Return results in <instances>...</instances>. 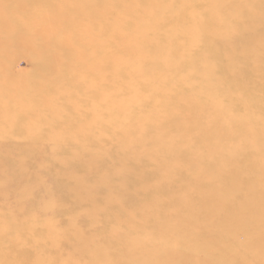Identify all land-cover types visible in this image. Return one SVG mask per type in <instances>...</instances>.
Returning <instances> with one entry per match:
<instances>
[{
  "label": "bare ground",
  "instance_id": "1",
  "mask_svg": "<svg viewBox=\"0 0 264 264\" xmlns=\"http://www.w3.org/2000/svg\"><path fill=\"white\" fill-rule=\"evenodd\" d=\"M68 1V3H71L70 6H78L79 4L73 3L71 2V0ZM75 1H79L80 3H82L81 7H76L77 9H79V11H82V8L85 9V7L95 6L100 15L106 13L111 14L114 10H116L118 4H125L127 2H130V9L124 11L125 13H122L119 17H117V19L114 18L115 20L108 25V28H105L108 29L107 31H109V33H112V31H114L113 36H107L106 31L104 30V35L101 37V41L98 42L99 44H103V41L105 43L107 40H109L114 42V44L117 46L122 45L125 47V45H130L129 53L132 55L137 54L139 57H141L142 62H137L135 65H129L128 67L122 66V73L124 77L128 76V80L125 83V90L117 89L110 92L109 89H106L108 91L104 89L105 84H115L120 80V76H118L120 75V72H118V75H115V73L114 75H112V77H109V75H103V73L101 72L102 76L100 77L97 75L96 83H90L85 87L84 95L86 94V96H88L91 93H95V91H97L100 95L97 107L98 115L96 114L97 118L100 117V119H98L100 123H96V133L94 134V136H96L97 138L93 139V146L95 147H83L77 152L69 153L64 157L57 158L54 157L53 153L55 151V148L52 147L49 148V153L46 152L47 155H42L41 157V154L38 155L41 162H44L45 158L50 159L54 163L56 172L59 175L54 185L55 188L45 189V194L48 195V202L45 203L46 207L49 206V209H55V207L59 204L60 206H62V208L65 209L66 206L62 201L63 198H67V200L69 201H76L79 204L78 207L83 210V213L86 216L85 219L87 220L88 228L91 230L96 228H103L106 231V234H103L101 232L98 235H94V233L91 231H87L86 234L81 233L80 231L75 232L73 240L71 236L67 237L69 238V240H72V242H69V246L66 242L69 240L66 239V245L61 238V240L63 241L61 243L65 244L64 249H67V247L69 248L67 249V251L63 250V254L65 256L62 258L63 260L61 261V264H65V261L69 257H75V255H77L76 258L79 256L81 257V262H78L77 259L73 258L74 261L72 260L71 264H73L75 260L77 262H75L74 264H230L229 258H225L224 260L219 259V256L223 254L222 252H226L227 248L229 249V243L223 241L221 237L215 235L216 232L212 231L213 226L218 228V230H220L219 232L226 230L229 233V236L231 237L233 243H237L236 246L239 244L237 240L238 231H242L244 233L249 231L253 245L256 246L259 250L257 257L260 261L259 264H264V183L255 179L249 180L245 178L244 180V177L242 178V176L239 175L240 171L238 170H236V174L238 176L236 175L235 178H229L228 180L224 178V176L230 174V166L228 163L229 160L225 156H232L238 152L245 151L246 149L253 151L260 150L261 152H264V120L260 121L261 123L254 124V128L246 127L245 132L244 130L240 133L234 132L233 140H231L232 143L230 145L222 146V138L224 137L225 129L227 128L224 120L226 117H228V115L221 108V99L219 101H217V99H214L210 104L205 103L203 106H201V110L199 108L192 107L194 99L191 95H188L187 100H184H186L188 104V112L192 111L194 113V116L184 115L175 132H172L167 128L160 126L158 124L159 119L158 121L148 122L147 120H145V117L143 118L144 114H142L141 116H133L132 114L134 107L138 106V103L142 102L145 98V96L143 97L140 93H138L135 85V80L140 79L151 84L153 83L156 88L157 86L163 84L164 79H166V75H168L171 69L175 67L176 60H174L171 56V52L173 49L172 46L174 42L178 39L181 33L184 34L183 31L192 29V26L198 25L202 21V19L194 17V25L183 28L179 27L180 21L171 15L176 11H179V8H183L187 5H193L195 2H197V0H178L180 2H178L179 4H177L178 7H175L173 5L175 0H148V4L146 3L144 5L142 3V8L139 9L140 11L137 13L133 10L135 5L138 4V2L140 3L141 0ZM201 5H203V3ZM0 6H3L4 8L7 7L5 4H2ZM24 6L25 3L14 5V13L17 16H9L6 12H4V10L2 13H0V61L4 58L7 59L9 53H12L16 48L22 46L35 48L34 54L36 55V57H33L32 60L33 70L34 73L41 75L43 74L46 64L45 59H43L41 56L45 55L48 49L46 45V43H48L47 40L54 39L52 37V39L46 40L44 34L47 31L53 33L52 31H62L61 29H63L61 33H64L65 36L66 30L64 31V29L67 28V25H58L59 23L56 22L53 26L50 27H40V24L42 25L43 23H41V21H39L40 24L37 22H33L34 20L32 18L34 16H29L27 19H25L26 17L18 16V13H22L20 10L23 9ZM59 11L57 10V15L54 16V20H60L59 14H64L66 12L65 10L64 13L61 10ZM97 11L95 9L96 16ZM165 13L168 15H166ZM129 14L135 15V23L132 21L134 24L130 27H126L127 25H125L126 21H124V19ZM165 15L168 17L166 18ZM41 19L46 22L43 17H41ZM223 19H220L218 17L217 19H215L216 23L220 26L218 25L212 31L213 35H215L217 38H220L221 41L223 40V43H229L231 42L230 40H233V38L224 40V38H227V35L229 36L230 34H232L233 37L236 36L237 38L243 37V32L246 31H244L245 29L244 23H242V19L239 20L238 31L235 32V34L229 33V31L232 32L235 27L233 28L232 26H228L227 23L222 24L221 27V21H223ZM98 21H100V19ZM105 22L107 23V21H104V24ZM82 23L83 22H81V24ZM74 24H76V22ZM166 24H169L171 28L163 31ZM262 25L263 21H259L257 19L253 20L250 25L248 24V28H250L252 31L253 28H259ZM94 26L97 27V24ZM79 27L81 28L80 25ZM120 28H123V31L119 30ZM26 32L30 34H27ZM92 34L96 35L97 33H91V36ZM252 38L253 36L251 37V39ZM66 40L68 41L70 39L66 38ZM193 41L194 38L191 42ZM67 43L68 42H66V44ZM122 49L125 50V48L123 47ZM184 50L183 52H185ZM179 51L182 50L179 49ZM237 51L238 52L236 53L240 55H252L248 47H240ZM43 52L44 54H42ZM71 55L69 54L71 60H67V58H65L61 59L62 61L59 63H62V67L64 71H66L65 75H70L71 73L76 72L78 74L80 73V71L81 73H85L83 75H86V72L88 71L92 74H98V68L100 69V71L103 70L104 62H102V58L104 56L102 57L100 53L98 55H93V57L87 54H81L80 58H74V60L73 56ZM232 56H234V54ZM257 57L262 56L261 54H257ZM180 58H182V56H180ZM233 67V63H229L228 68ZM193 68L194 63L191 70H193ZM91 73L87 75H90ZM245 73L246 72H244V74ZM213 75L215 74H211L209 76ZM167 79L169 80L170 78ZM78 84L79 83H76V86ZM202 84H204L207 88L205 90V95H208L209 98H212V83L206 79H202L198 85ZM246 88H248V86ZM153 89L155 90V87ZM126 91L129 92V95L124 97L121 96V93L124 92L125 94ZM243 91L246 92V90ZM257 93H259V91ZM233 99H235V97ZM168 103V101L163 102V106L159 109L164 111ZM154 107L157 108L156 105H154ZM214 107H216L215 110L217 111H214L213 113H211V115H209V109ZM139 109H141V106L139 107ZM176 112H178V110L175 111V113ZM157 116L160 117V115ZM209 117L210 120H212L215 124L217 123L218 125L222 127L225 126L226 128H223L222 130L217 129L218 131L209 129L205 126L206 121ZM228 119L230 121L238 120L237 118L235 119L234 116H229ZM185 122H187V124H185ZM197 123H199V125ZM137 127H145L147 130L144 134L140 135L139 132L136 131ZM82 129L86 131L87 128L84 126L82 127ZM200 129L204 131V137H201L198 133ZM115 132L119 133V143L115 141V137L112 134ZM108 134H111L112 136H108ZM4 135L6 136V134ZM198 137H200V140L197 139ZM242 137H245V140L251 141V144L248 147H241L239 140ZM192 138H194V141L197 142L193 143ZM5 141H7L6 144L14 147H4L0 142V157L5 158L4 155L10 156V152L17 150L22 153V156H20L19 152L15 153L16 157L14 158L18 162V168H10L11 164H15L12 163V161L11 164H9V161L6 162L4 160V162H2L0 160V182H2L1 185H3L4 189H6L5 185L7 186L8 183L11 182H13L14 185V181H17L18 185L14 193L22 195L23 198H28L30 195H32L33 188L37 185L39 186V184L42 183V180H40L41 177H38V175L35 177L33 185L26 186L25 183V180H27L26 177H31L30 167L28 165L29 159L34 158V154L38 152V149H35L33 146H31L34 145V143L31 141V145H29V143L26 144V141L17 142L18 145H12L11 143H13V141L11 140L5 139ZM110 142L111 145L114 144L115 147H117V150L115 151H117L118 154L112 155L111 153H109L107 146H109ZM149 143L151 144L149 145ZM201 143H206V145L204 146ZM207 143L209 144L207 145ZM90 144H92V142ZM254 146L257 147L255 148ZM202 149L204 150L201 151ZM121 151L123 153L122 155H120ZM23 159H26V161H23ZM25 162L27 163V165ZM35 164L36 166L40 167L39 163L36 162ZM7 166L9 167V169L7 168ZM119 166L123 167L124 170L121 171L118 168ZM78 173H85L86 177H81L77 175ZM88 180L90 181V184L93 185L92 187H86L85 184L86 182H88ZM6 182L8 183L6 184ZM13 185L11 184V186ZM151 186L153 188H151ZM67 189L69 190V192L67 191L65 193L64 191ZM230 189H236V194L230 195ZM151 190L153 192H151ZM154 190H156V192H154ZM184 190L187 193H190V190L193 191L190 194H186L183 193ZM214 191H220L221 193H223V195L219 198L213 197L211 193ZM245 191H247L248 193H261V198H257V204L263 205V209L262 211H258L257 215H254V217L251 218L252 225H250V230L252 229V231L242 226L241 223L238 222L239 220H241V214L244 215L248 211V208H250V202L247 201L248 203H245V201H235L237 205L240 204V207L238 206L237 209L241 208L243 213H231V211L229 210H223V206L228 203L229 199H231L232 197H242L243 195L247 194L245 193ZM184 197L194 199L195 203H192L193 205L182 204L171 205L168 207H163L158 203V201L162 198L167 199ZM30 200L34 201L33 198ZM118 200L123 201L122 206L113 208V203ZM38 201H41L42 205V200ZM20 202L21 201H19V203ZM25 202L26 201H24V203ZM34 205H36V203ZM23 209L20 210L19 214L21 213V211H23ZM24 210H26V208ZM37 210L39 211L40 209ZM178 210L181 211V218L178 223H172L171 225H169L167 221H160L165 214H170L173 212L177 213ZM54 211L56 212V210ZM48 215L50 214L48 213ZM50 217L51 216H49V218ZM213 218L214 220L213 222H211L210 219ZM231 218H233V221L240 223V226L239 224L237 225V223H234L235 227H232V230L226 227V224L231 220ZM52 220L53 216L49 219V222L46 219L48 223L45 220L44 221L49 226V223ZM204 220H207L209 223L204 225L202 223V221ZM244 220L242 219V224ZM57 223L56 225H58ZM152 226H157L158 231L156 235L154 233L151 236V239L155 242L156 246L150 248L149 246H147V242L148 239H150V234H152ZM69 229H71V227ZM107 230H111L113 233L109 232L107 234ZM1 232L2 231H0V233ZM58 232L62 233L61 231ZM117 232L120 233L121 238L135 237L137 235H143L144 238L133 243H128V245L124 243L121 245L118 244L120 238L118 240L112 237V235L116 234ZM51 236L55 237L54 235ZM40 241L41 239L39 240V242ZM167 241L171 242L172 244L169 245L167 249H165L166 247H162V243ZM177 243H179L180 245H178ZM10 246H12L14 249L19 248L17 243L11 242ZM60 248H62V246ZM136 248H138V250ZM39 251L41 250L39 249ZM210 252H212V257L209 256ZM126 253H128V256H125ZM132 254L135 255V257H133ZM43 257H45V255ZM39 260L40 258H36L35 261L37 262L34 261V264H40ZM60 260L61 259H59L58 261ZM47 262L48 263L45 264H51V262Z\"/></svg>",
  "mask_w": 264,
  "mask_h": 264
},
{
  "label": "rangeland",
  "instance_id": "2",
  "mask_svg": "<svg viewBox=\"0 0 264 264\" xmlns=\"http://www.w3.org/2000/svg\"><path fill=\"white\" fill-rule=\"evenodd\" d=\"M199 1L197 0V2H195L193 5H187L183 8H179V11H176L172 15L170 14L180 21L179 27L183 28L194 25V17L202 19V21L198 25L192 26V29L183 31L184 34L181 33L178 39L174 42L172 46L173 49L171 52V56L174 60H176L175 67L171 69L168 75H166V79H164L163 84H161L162 86L160 85L156 88L153 83L151 84L140 79L135 80V85L138 93H140L143 97L145 96V98L142 102H140L141 104L138 103V106L134 107L132 114L133 116H141L142 114H144L143 118L145 117V120H147L148 122L158 121L159 119L158 124L160 126L167 128L172 132H175L184 115L194 116V113L192 111L188 112L187 110L188 104L186 100L188 95H191L194 99L192 107L199 108L201 110V106H203L205 103L210 104L214 99H217V101L221 99V108L227 113L228 117L234 116L235 119L237 118L238 120L230 121L228 117L225 116L226 118L224 120V123L227 125L226 128L225 126L222 127L217 123L215 124L212 120H210L209 117L206 121L205 126L214 131L226 128L224 137L222 138L223 140L221 142L222 146H226L232 143L231 140H233L234 132L240 133L243 130L245 132L246 127L254 128V124L261 123L260 121L264 120V0ZM68 2V0H0V5L5 4L7 6L5 8L3 6H0V13H2L4 10V12H6L9 16H17L14 13V5L25 3L24 8L20 10L22 13H18L19 17L23 16L26 17L25 19H27L29 16H34L37 21L33 17V22L39 23V21H41V23H43L42 25L39 23L40 27H50L53 26L56 22L59 23L58 25H67V28L64 29V31L66 30L65 36L64 33H61L63 29H61L62 31H52L53 33L47 31L44 34L46 40L52 39V37L54 38L52 39L53 42L52 40H47L48 43H46V45L48 49L45 55L41 56L46 61L43 71L44 75L34 73L32 60L33 57H36V55L34 54L35 48L27 46L16 48L12 53H9L7 59L4 58L0 61L1 145L4 147H14L6 144L7 141H5V139L13 141V143H11L12 145H18L17 142L24 141L27 142L26 144L29 143V145H31V142H33L34 145L31 146H33L35 149H38V152L34 154V158L29 159L28 165L30 167L31 177L27 176V180H25V183L26 186L33 185L35 177L37 175L38 177L40 176L41 179H39L42 180L41 184H39L40 182L37 183L39 184V186L35 184L37 185L34 187L36 189V192L33 188L34 191L32 190V195L28 197L29 199L23 198L22 195L14 193L18 185L17 181H14V185L13 182H6V184L8 183L7 186L5 185L6 189H4V186L1 185L2 182H0V231H2L0 233V264H34L36 258H40V264L48 263L47 261L51 262V264H61V261L63 260L62 258L65 256L63 254V250L67 251V249H69L67 246V249H64L65 244L67 242L69 246V242H72L75 232L80 231L81 233L86 234L87 231H91L94 233V235H98L101 232L103 234H106V231L103 228H96L93 230L88 228V223L85 219L86 216L83 213V210L78 207L79 204L76 201H69L67 200V198H63L62 201L66 206L65 209L62 208V206H60L59 204L55 207V209H49V206L46 207L45 203L48 202V195L45 194V189H54L55 182L57 181L59 175L56 172L54 163L50 159L45 158L44 162H41L38 155L41 154L40 157L42 155H47V153H49V148L52 147L55 148V151L53 153L55 158L64 157L69 153L77 152L83 147H95L93 146V139L97 138L96 136H94V134L96 133V123H100L98 120L100 119V117L97 118V107L100 95L97 91H95V93L89 94L88 96H86V94L84 95L85 87L90 83H96L97 75L101 77L103 73V75H109V77H112V75H114L115 73V75H118V72H120V75H118L120 76V80L115 84H105L106 88L104 86V89H109L110 92L117 89L125 90V83L128 80V76L124 77L122 68L125 66L128 67L129 65H135L137 62L141 63L142 59L137 54H134V56L129 53L130 45H125V47L122 45L117 46L114 44V42L109 40H107L105 43L103 41V44H99V42L101 41V37L104 35V30L106 31L107 36H113L114 31H112V33H109V31H107L108 29L105 28H108V25L112 21L117 19V17H119L122 13H125L124 11L130 9V2H127L125 4H118L116 10H114L111 14L106 13L103 15H100L98 13L95 6L85 7V9L82 8V11H79V9L77 8L81 7L82 3H80L79 1L77 2L75 0H71V2L79 4L78 6H70L71 3ZM148 2V0H141L140 3L138 2V4L135 5L134 10H132L137 13L140 11L139 9L142 8V3L145 5L146 3L148 4ZM178 2V0H175V4L173 3V5L175 7H178L177 4L180 3ZM202 3L203 5H201ZM197 5L199 6V8ZM95 9L97 11V16L95 14ZM57 10H61L63 13L64 10L66 11V14H59L60 20H54V16L57 15ZM46 15L48 18L46 17ZM166 15L165 17L167 18L168 16ZM41 17H43L46 22L43 21ZM217 17L220 19L224 18L223 21H221V27L224 23H227L228 26H232L233 28L235 27V30L233 29L232 32L229 31V33L233 34L238 31V23L239 20L242 19V23H244V31H246L243 32V37L237 38L236 36L233 37L232 34H230L229 36L227 35V38L225 37L224 40H228L230 38H233V40H230L231 42L229 43H223V40L221 41L220 38H217L212 33V31L219 25L215 21ZM99 19L100 21H98ZM125 19L124 21H126V27H130L135 23V15L129 14L125 17ZM257 19L259 21H263V25L259 28H253V30L251 31V29L248 28V24L250 25L253 20ZM104 21H107V23L105 22L104 24ZM75 22L76 24H74ZM81 22L83 23L81 24ZM101 23L104 25H102ZM96 24L97 27L94 26ZM79 25L81 26V28L79 27ZM168 25L169 24H166L163 31L171 28L170 25ZM93 28L98 29L96 30ZM119 30L123 31V28H120ZM26 33L30 34L28 32ZM91 33L97 34H92L91 36ZM252 36L253 38L251 39ZM66 38H69L70 40L67 41ZM193 38L194 41L191 42ZM66 42L68 43L66 44ZM243 46L248 47V49L252 53L251 56H245L236 53L238 52L237 50ZM122 47L125 48V50L122 49ZM96 49L98 52L96 51ZM179 49L182 51H179ZM183 50L186 52V55ZM99 53L102 57L104 56L102 58V62H104V64L103 70L100 71V69L98 68V74H92L88 71L86 72V75H83L85 73H81L80 71V73L78 74L76 72L71 73L70 75H65L66 71H64L62 67V63L59 64L62 61L61 59L67 58V60H71L69 54L73 56L74 60V58H80L81 54H87L93 57V55H98ZM42 54H44V52ZM233 54L234 56H232ZM257 54H261L262 57H257ZM180 56H182V58H180ZM193 63L194 68L193 70H191ZM229 63H233L234 67L228 68ZM229 71L232 72L230 73ZM244 72L246 73L244 74ZM89 73L91 74L87 75ZM211 74H215L213 75L214 77L209 76ZM167 78L170 79L168 80ZM202 79H206L212 83V98H209L208 95H205V90L207 88L204 84L198 85ZM172 82H174L175 84ZM76 83H79L80 85L78 84L76 86ZM247 86L248 88H246ZM154 87L155 90L153 89ZM243 90H246V92ZM258 91L259 93H257ZM153 92L158 95L154 94ZM151 93L153 96L151 95ZM121 94V96L124 97L128 96L129 92L126 91L125 94L124 92H122ZM234 97L235 99H233ZM166 101H168L169 103L165 110L163 111L159 109L163 106V102ZM154 105H156L157 108H155ZM140 106L141 109H139ZM215 108L216 107L209 109V115H211V113H213L214 111H217L215 110ZM177 110L178 112L175 113V111ZM157 115H160V117ZM255 119H257L258 121ZM185 124H187V122H185ZM197 124L199 125V123ZM84 126L87 128L86 131L82 129V127ZM146 130L147 129L145 127L136 128V131H138L140 135L144 134ZM201 130L202 129H200L198 133L201 137H204L205 133L203 130ZM4 134H6V136ZM112 134L115 137V141L118 142V139H120L119 133L115 132ZM109 135L111 134H108V136ZM197 139L200 140V137H198ZM194 140L195 139L192 138L193 143L197 142ZM239 141L241 147H248L251 144V141L245 140V137H242ZM91 142L92 144H90ZM150 144L151 143H149V145ZM201 144L204 146L206 145V143ZM208 144L209 143H207V145ZM254 147L256 148L257 146ZM107 149L112 155L118 154V152L115 151L117 150V147H115L114 144L111 145V142L109 143V146H107ZM203 150L204 149H202L201 151ZM255 151L246 149L245 151L238 152L232 156H225L229 160L228 163L230 166V174L224 176V178L227 180L229 178H235V176L237 175L236 170H238L240 171L239 175L242 176V178L244 177V180L245 178L249 180L255 179L264 183V152H261L260 150H257L256 152ZM16 152H19V150L10 152V156L4 155L5 158L0 157V160L2 162H4V160L6 162L9 161V164H11L12 161V163L15 164H11L10 168H18V162L14 158L16 157ZM122 154L123 153L121 151L120 155ZM20 156H22V153H20ZM23 161H26V159H23ZM36 162L40 164V167L36 166ZM7 168L9 169L8 166ZM118 168L121 171L124 170V168L121 166H119ZM77 175L86 177L85 173H78ZM11 184L13 186H11ZM85 185L86 187L93 186L90 184L89 180ZM151 188L153 187L151 186ZM67 191L69 192L68 189L64 192L66 193ZM192 191L190 190L189 192L191 193ZM151 192L153 191L151 190ZM154 192H156V190H154ZM230 192V195H235L236 189H230ZM183 193L190 194L185 190L183 191ZM245 193L247 194L243 195L242 197H232L231 199H229L228 203L223 206V210H229L231 211V213H243L241 208L237 209L238 206L240 207V204L237 205L235 201H245V203L250 202V208H248V211L244 215L241 214V220L238 221L242 226L250 230V225H252L251 218H253L254 215H257L258 211H262L263 205L257 204V198H261L260 192H258L257 194L254 192L248 193L247 191H245ZM211 194L213 195V197L217 198L223 195V193H221L220 191H214ZM32 198L34 201L30 200ZM35 199L37 202L35 201ZM23 200L26 202L24 203ZM38 200H42V205L41 201L39 202ZM19 201L21 202L19 203ZM122 202L123 201L120 200L114 202L112 205L113 208L122 206ZM35 203L36 205H34ZM158 203L163 207L182 204L193 205L192 203H195V200L190 199L189 197L167 199L162 198L158 201ZM23 208H26V210H24ZM22 209L23 211H21L22 214L20 213V215L19 212ZM37 209L40 210L38 211ZM54 210H56V212ZM48 213L50 215H48ZM180 213L181 211L178 210L177 213L173 212L170 214H165L160 221H167L169 225H171L172 223H178L181 218ZM26 216L30 218H27ZM49 216H53V220L50 221L48 226L47 223L51 218H49ZM242 219H245L243 221V224ZM210 220L211 222H213L214 218ZM56 223L58 225H56ZM202 223L205 225L209 222L207 220H204L202 221ZM234 223L237 222L233 221V218H231V220L226 224V227L232 230V227H235ZM240 223H237V225L239 224L240 226ZM157 226H152V234H150V239H148L147 242V246H149L150 248L156 246L155 242L151 239V236L154 233L156 235L158 231ZM70 227L71 229H69ZM72 227L74 228V230ZM58 231H61L62 233ZM212 231L216 232L215 235L221 237L223 241L229 243V249L227 248L226 252H222L223 254L219 256L220 260L229 258L230 264H259L260 261L257 258L259 250L256 246L253 245L249 231L246 233L238 231L237 240L239 242V246H236L237 243H233L231 237L229 236V233L226 230L219 232L220 230L213 226ZM250 231H252V229ZM109 232L113 233L111 230H109L107 234ZM51 235H54L55 237ZM68 236H71L72 240H69V238H67ZM112 237L118 240L120 238L118 244L121 245L123 243L128 245V243H133L144 238L143 235L121 238L119 232L113 234ZM61 238L64 242L66 241V239L69 241H66L65 244H63L61 243L63 242ZM35 239H41V241L39 242V240L36 241ZM11 242L17 243L19 248L14 249L12 246H10ZM32 243L34 244V246ZM162 244V247H166L165 249H167V247H169V245H171L172 243L167 241L163 242ZM177 244L180 245L179 243ZM59 246H62V248H60ZM39 249L41 251H39ZM136 249L138 250V248ZM44 255L45 257H43ZM76 256L77 255H75V257H69L65 261V264H67V262L68 264H71V261H74L73 258L77 259L78 262H81V257L79 256L76 258ZM125 256H128V253H126ZM132 256L135 257V255L133 254ZM209 256L212 257V252L209 253ZM59 259L61 260L58 261ZM77 261L75 260V262Z\"/></svg>",
  "mask_w": 264,
  "mask_h": 264
}]
</instances>
